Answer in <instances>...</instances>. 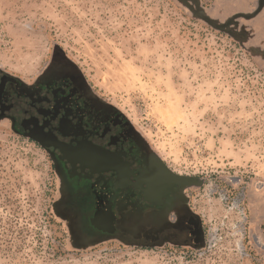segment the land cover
<instances>
[{
  "label": "rangeland",
  "instance_id": "374dc122",
  "mask_svg": "<svg viewBox=\"0 0 264 264\" xmlns=\"http://www.w3.org/2000/svg\"><path fill=\"white\" fill-rule=\"evenodd\" d=\"M212 18L259 0H200ZM241 44L177 0H0V68L23 80L78 68L177 174L203 241L82 244L58 209L45 148L0 121V264H264V8ZM260 51L251 55L245 47Z\"/></svg>",
  "mask_w": 264,
  "mask_h": 264
},
{
  "label": "flooded vegetation",
  "instance_id": "af4514ba",
  "mask_svg": "<svg viewBox=\"0 0 264 264\" xmlns=\"http://www.w3.org/2000/svg\"><path fill=\"white\" fill-rule=\"evenodd\" d=\"M0 121L48 152L59 180L58 209L80 243L117 239L86 228L99 199L113 192L149 207L145 196L161 201L159 212L175 226L162 231L157 244L193 245L199 235L203 238L188 196L196 181H177V173L131 119L104 100L64 57H55L31 81L0 68ZM90 166L112 170L100 175ZM119 174L125 179H118Z\"/></svg>",
  "mask_w": 264,
  "mask_h": 264
},
{
  "label": "water",
  "instance_id": "95a60500",
  "mask_svg": "<svg viewBox=\"0 0 264 264\" xmlns=\"http://www.w3.org/2000/svg\"><path fill=\"white\" fill-rule=\"evenodd\" d=\"M177 1L186 8L195 19L200 20L215 30L229 34L241 44H243V41H246V32L238 30L239 27L245 25L241 24V20L250 21L255 19L264 8V0H259L258 7L253 13H239L225 19L224 21H220L219 19L211 17V15L202 7L200 0ZM244 47L253 56L260 54V50L255 46ZM44 147L47 146L44 145ZM101 164L105 165L106 162L102 161ZM88 168L93 173L100 175H102L103 170H112L110 167H105L103 170L97 169V167L94 166ZM174 176L176 180L181 183L195 182L197 180L196 178L183 176L181 174H174ZM118 179L125 178H122V175L119 174ZM116 185L117 187L125 188L124 184L121 185L120 183H116ZM145 201L152 206H145L137 201H129L122 197L121 194L113 192V195L99 199L97 206L92 210L93 216L90 223L86 225V228L90 229L96 235H111L126 243H134L141 246L158 245L156 242L159 238V234L164 230L174 228L175 225L169 222L167 216L163 217L164 214L159 212V206H161L160 200L145 196ZM192 215L199 220V217L195 213H192ZM202 241V235H199L196 243L193 245L197 246ZM253 243L260 249L264 248V243L261 237L256 234L253 236Z\"/></svg>",
  "mask_w": 264,
  "mask_h": 264
}]
</instances>
